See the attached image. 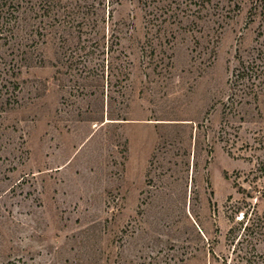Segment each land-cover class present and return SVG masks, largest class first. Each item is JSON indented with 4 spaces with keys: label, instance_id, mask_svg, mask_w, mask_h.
Returning <instances> with one entry per match:
<instances>
[{
    "label": "rangeland",
    "instance_id": "1",
    "mask_svg": "<svg viewBox=\"0 0 264 264\" xmlns=\"http://www.w3.org/2000/svg\"><path fill=\"white\" fill-rule=\"evenodd\" d=\"M94 20L80 59L48 50L14 93L0 81V264L264 263L229 233L240 188L264 213V117L229 90L264 0H120Z\"/></svg>",
    "mask_w": 264,
    "mask_h": 264
},
{
    "label": "trees",
    "instance_id": "2",
    "mask_svg": "<svg viewBox=\"0 0 264 264\" xmlns=\"http://www.w3.org/2000/svg\"><path fill=\"white\" fill-rule=\"evenodd\" d=\"M119 1L0 0V81L2 82L4 78L5 82L2 86L5 87L8 80L17 78L22 70L29 71L44 67L48 50H52L58 62H71L76 52L78 56L75 60L80 59L82 56L79 53L85 52L88 47L85 45L88 39H84L83 36L87 35L88 29L96 27L94 19L98 16L99 8L105 6L110 8L114 4H119ZM108 13L110 14V11ZM108 52L109 75L122 73L116 62L119 52L112 45ZM89 53L88 51L83 55ZM237 59V67L232 73V80H229V90L232 91L230 98L235 97L242 107L253 106L264 117V44L258 42L256 47L247 52L246 57L239 55ZM17 85L16 83L11 91L5 87L6 93H14V90H18ZM9 101L8 99V105H12L13 103ZM263 134L254 140L257 156L254 167L248 173L252 182L259 179L264 181ZM240 189L245 193L246 199L243 200L242 206L236 208L234 214L246 209L241 212V216L236 215V218L239 217L236 222L239 227L229 232L233 234L242 230L237 240L236 234L233 235L232 241L236 240L233 252L238 250L245 258L257 254L256 252L264 256V213L252 208L247 201L252 199L251 194ZM260 195L264 197V190ZM249 209L251 212H248ZM255 264L259 263L255 262Z\"/></svg>",
    "mask_w": 264,
    "mask_h": 264
}]
</instances>
